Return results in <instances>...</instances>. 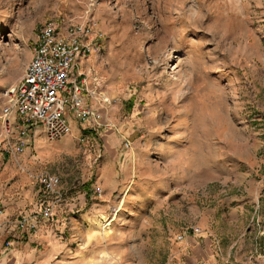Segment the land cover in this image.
<instances>
[{"label": "rangeland", "instance_id": "rangeland-1", "mask_svg": "<svg viewBox=\"0 0 264 264\" xmlns=\"http://www.w3.org/2000/svg\"><path fill=\"white\" fill-rule=\"evenodd\" d=\"M87 15L94 45L81 60L107 83V139L149 163L98 195L105 126L78 123L53 141L37 129L22 151L0 134V222L29 217L28 263L264 264V0H0V107L39 27ZM180 162L211 181L187 185ZM42 170L63 192L48 219L37 214Z\"/></svg>", "mask_w": 264, "mask_h": 264}, {"label": "built area", "instance_id": "built-area-1", "mask_svg": "<svg viewBox=\"0 0 264 264\" xmlns=\"http://www.w3.org/2000/svg\"><path fill=\"white\" fill-rule=\"evenodd\" d=\"M92 36L93 21L88 15L80 21L48 20L39 27L31 58L24 66L22 76L1 92L0 134L8 149L16 146L22 151L37 129L47 141L67 134L70 125L66 112L69 110L82 121L92 118L100 124V113L82 104L80 86L71 79L78 60L93 49ZM125 146L129 144L125 143ZM36 182L47 196L37 214L51 218L63 200L61 179L55 173L42 170L36 176ZM95 191L98 195L102 192L100 188ZM116 212L113 208L109 214L113 216ZM28 218L22 216L16 222L17 226L27 227ZM107 220L110 218H106V224Z\"/></svg>", "mask_w": 264, "mask_h": 264}, {"label": "crops", "instance_id": "crops-1", "mask_svg": "<svg viewBox=\"0 0 264 264\" xmlns=\"http://www.w3.org/2000/svg\"><path fill=\"white\" fill-rule=\"evenodd\" d=\"M31 55L32 51H30L29 59L31 58ZM85 64L86 62H83L81 58L78 60V66L73 70L71 79L80 86L79 95L82 98V104L88 106L92 110H97L100 113V124H98L92 118H88L82 121L72 110L66 112V117L70 125V133H79L78 123L81 125L80 129L86 130L87 134H94L93 131L98 130L99 126H105V130L102 134H94L97 137V141H99V144L104 147L102 163L98 172L99 177L98 180L96 179L97 181L95 180V187L100 189H102L103 187L105 191L107 190L108 195V192H112V190L114 191L123 182H127L129 177L126 175V170L129 164H131L132 169L136 172V170L141 171L142 167L144 165L147 166L149 162L147 161V156L143 157V155H141L142 149H139V147H137V145H134L133 143L128 148L119 150L117 145L120 143L123 137L121 136V138L117 133H110L107 139V106L111 108V103L107 104V83L104 82L103 86H101L100 82L97 81L95 77H93L90 73L83 69V67H85ZM79 65L81 66L82 70ZM72 85L73 84H71L70 86ZM36 142L37 146L41 145V143H38V140ZM45 149L47 148L45 147ZM174 156L175 150L171 151L168 148L167 157L170 158L168 159V163L172 161L171 158ZM171 166L168 167L172 168ZM181 167L183 170L189 173L188 175H185V182H187V185H191L195 181H204L206 183L208 181H211L207 180L204 176L201 175L199 178L193 176L192 165H184L183 162H180V170ZM194 171H197L196 167L194 168ZM171 177L172 176L169 175L168 177L163 179L175 181L176 178H178L175 176H173V178ZM0 224H2V226L0 225V230L2 228L6 229V231H2V233H0V239L5 241L7 238H9L6 242L9 247L5 248V253L3 255L5 256V258L7 257L9 259L6 263L26 264L27 262V264H29V260L31 259L33 251L30 250V244H27L28 241H22L25 236L24 234H21L23 231L28 230V228L26 227L25 230L20 229L14 222L3 219L1 220ZM36 238L37 237H33L29 240L33 242ZM57 244L61 245V242L53 243L54 250ZM202 244L203 249L206 252H209L210 239L205 238ZM5 261L6 260L3 257V259L0 260V263H3Z\"/></svg>", "mask_w": 264, "mask_h": 264}]
</instances>
